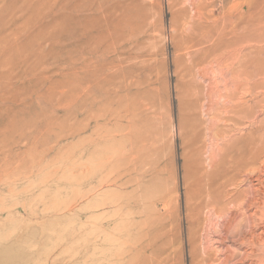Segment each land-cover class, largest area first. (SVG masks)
<instances>
[{
  "label": "rangeland",
  "instance_id": "obj_1",
  "mask_svg": "<svg viewBox=\"0 0 264 264\" xmlns=\"http://www.w3.org/2000/svg\"><path fill=\"white\" fill-rule=\"evenodd\" d=\"M257 70L264 0H0V264H264Z\"/></svg>",
  "mask_w": 264,
  "mask_h": 264
},
{
  "label": "bare ground",
  "instance_id": "obj_2",
  "mask_svg": "<svg viewBox=\"0 0 264 264\" xmlns=\"http://www.w3.org/2000/svg\"><path fill=\"white\" fill-rule=\"evenodd\" d=\"M253 68H251V70H252ZM255 69H256V67H255ZM244 71V70H243ZM258 71V70H257ZM241 72V71H240ZM246 73V72H245ZM250 73V72H249ZM248 73V75H250V77H254L255 79L256 78H259L258 79V81H256L255 80V83H253V84H250V85H248L247 86V88H246V92L248 93V94H250L251 95V97H252V100L251 99H249V100H251V104L250 103H247V102H243V101H245V100H243L242 102H240V103H237V102H239L237 99H235L234 97H232V98H230L226 103V105L225 106H220L221 107V109L225 112V115H226V113H228V114H235L234 116H238L239 118H238V120L236 121L237 122V124H235V122H234V124L235 125H237L238 126V123L239 122H243V121H251L250 122V127H252L253 129H254V131H252L251 130V133H249L248 135H245V137L246 136H248V157H247V161L249 162V168L248 169H246V171L248 172V176H247V180L246 181H248L250 178H249V176H253L256 172L258 173V171H259V168H256V164H258V165H260L261 167H263L264 166V120H260V117L261 116H263L264 115V106H263V103H264V91L260 94V95H257L255 92H256V90H258V91H260V90H264V72H259L258 71V74H254V71H253V73H250L249 74ZM255 73H257L256 71H255ZM252 74V75H251ZM244 75V74H243ZM246 76V75H245ZM244 78V77H243ZM247 78V77H246ZM248 80H250V79H248ZM248 80L246 81V79H245V82H248ZM253 82H254V80H253ZM249 83H251V80H250V82ZM238 86V85H237ZM241 92V91H240ZM244 92V91H243ZM247 93H246V95H247ZM256 94V95H255ZM246 95H245V98H246ZM249 95V96H250ZM248 96V97H249ZM230 97V96H229ZM236 97H237V95H236ZM241 98V97H240ZM245 98H243V99H245ZM237 100V101H236ZM239 100H241V99H239ZM247 101V100H246ZM257 113L259 114V115H257ZM234 118V117H233ZM232 118V119H233ZM221 119H223V118H221ZM229 120V117L228 118H226V120ZM263 119V118H262ZM226 120H224L223 119V121H226ZM230 121V120H229ZM233 121H235L234 119H233ZM228 122V121H227ZM231 122V121H230ZM244 123V122H243ZM257 123H258V126L257 127H255L256 125H257ZM239 124H241V123H239ZM241 127V126H240ZM248 127V126H247ZM251 128V129H252ZM249 130H250V128H249ZM220 136V135H219ZM236 137V136H235ZM245 137H243V138H245ZM247 139V138H246ZM231 140V142H230V144L232 145V144H236L237 142L235 141V138L233 137V138H231L230 139ZM245 140V139H244ZM226 151V150H225ZM228 152V151H227ZM223 153H224V151H223ZM230 153V152H229ZM229 153H227V155L229 154ZM221 155V154H220ZM219 155V156H220ZM229 156V155H228ZM213 157V156H212ZM215 158V157H214ZM214 158H212V160H214V161H216ZM240 158V157H239ZM229 159H231V156H230V158ZM237 159V158H236ZM223 160V159H222ZM227 160V159H226ZM238 160V159H237ZM213 161V162H214ZM212 162V161H211ZM218 162V161H217ZM260 162V163H259ZM225 163H226V161H225ZM224 163V164H225ZM234 163V162H233ZM239 163H241V162H239ZM239 163H237V165H239ZM215 164H217V163H215ZM214 164V165H215ZM232 164V163H231ZM212 164H210V166H211ZM218 166V165H217ZM239 167V166H238ZM245 167V166H244ZM209 168H211V167H209ZM223 168H225L224 166H223ZM239 169V168H238ZM205 169H203L202 171L204 172V174H205V172L206 171H204ZM214 170V169H213ZM218 170V169H217ZM261 170V169H260ZM199 171H201L200 169H199ZM201 171V172H202ZM225 172H228V171H225ZM263 172V171H262ZM214 173V172H213ZM213 173H209V175L207 174V178H208V186H209V189L207 190V188H208V186L206 187V186H203L204 188H199V186H198V188H199V191H197L196 192V194H194L193 196L195 197V199L197 198L198 199V196H202L203 194H205V193H207V197H208V202H206L205 201V203H206V205L205 206H207V208L209 209V208H212V207H214V204H210V202H211V200H213L215 197H216V195H217V193L215 192V191H217V186H216V184H215V180H214V174ZM225 174H227V173H225ZM262 174V173H261ZM199 175H203V174H199ZM216 175V174H215ZM231 175V174H230ZM242 175V174H241ZM227 176V175H226ZM203 177V176H202ZM220 177V176H219ZM199 179V178H198ZM260 181L262 180V178L261 177H259L258 178ZM204 180V179H203ZM199 181H201V180H199ZM224 181H227V180H224ZM224 181H222V182H224ZM205 182V181H204ZM203 182V183H204ZM263 182V181H262ZM249 183V182H248ZM205 184V183H204ZM207 184V183H206ZM224 185H225V183H223ZM259 184V183H258ZM219 185V184H218ZM231 185V184H230ZM249 185V184H248ZM226 186V185H225ZM225 186H224V188H225ZM233 186H236L235 184H232V187ZM206 187V188H205ZM219 187V186H218ZM197 188V187H196ZM223 188V187H222ZM193 189V188H192ZM189 190H191V189H189ZM188 190V191H189ZM227 190V189H226ZM232 191V190H231ZM230 191V192H231ZM190 192V191H189ZM235 192H236V190H235ZM250 192V191H249ZM188 193V192H187ZM227 193H229L228 191H227ZM226 193V194H227ZM234 192H231V193H229L230 195L231 194H233ZM242 193H244V192H242ZM247 193V192H246ZM219 194H220V192H219ZM206 195V194H205ZM214 195V196H213ZM222 195V194H221ZM235 195V194H234ZM192 196V195H191ZM220 196V195H219ZM190 197V195H189V193H188V198ZM229 197L230 196H228V199H229ZM238 196H236V198H237ZM191 198V197H190ZM200 198V197H199ZM220 198H222L221 196H220ZM232 198V197H231ZM243 198V199H242ZM242 198H240V199H237L236 201L234 200V201H232L231 203L233 204V206L234 207H237L236 205L237 204H239V205H241V201H245V203H246V201L247 200H244V197H242ZM247 198V197H246ZM256 198V197H255ZM207 199V198H206ZM205 199V200H206ZM227 199V200H228ZM232 199H234V198H232ZM231 199V200H232ZM249 199V198H248ZM191 200V199H190ZM224 200H225V197H224ZM254 200V199H253ZM255 200H257V199H255ZM254 200V201H255ZM210 201V202H209ZM226 201V200H225ZM229 201V200H228ZM197 202V201H196ZM218 202V201H217ZM227 202V201H226ZM230 202V201H229ZM248 202H249V200H248ZM257 202V201H256ZM259 202V201H258ZM220 203V202H219ZM243 203V202H242ZM253 203H255V202H253ZM250 204V203H249ZM248 204V205H249ZM202 205V204H201ZM238 205V206H239ZM242 205H244V204H242ZM256 205V204H255ZM231 206V205H230ZM246 206V205H245ZM250 206V205H249ZM252 207H253V205H251ZM224 207H227V206H225L224 205ZM234 207H231V208H234ZM248 207V206H247ZM202 208H204L203 206L202 207H200L199 208V206L197 205V206H195V207H193L192 209H189L188 210V212H189V214H190V218L192 219V221H195V218H194V216H197L198 215V213H199V211H201V209ZM241 208V207H240ZM250 208V207H249ZM236 209V208H235ZM232 210L231 209H229L228 208V210L226 211L225 210V212H224V210H223V212L221 211V216H225L226 214L228 215V214H230L229 212H231ZM242 212H243V210H241ZM240 211V212H241ZM245 213H246V211H244ZM244 213V214H245ZM218 216V215H217ZM197 217H199V216H197ZM189 218V219H190ZM190 219V220H191ZM199 219V218H198ZM230 219V218H229ZM260 219V218H259ZM189 220V221H190ZM230 220H232V219H230ZM244 220V219H243ZM233 221V220H232ZM191 223V222H190ZM194 223V222H193ZM230 223V222H229ZM243 223V222H242ZM226 227H229L228 225L226 226ZM238 227V226H237ZM232 228V227H231ZM228 229V228H227ZM229 230V229H228ZM243 230V229H242ZM248 231V230H247ZM226 232V231H225ZM236 232H238V231H236V229H235V231H232V232H230V231H228V232H226V233H230V234H232V235H235L236 234ZM239 233V232H238ZM240 234V233H239ZM240 235H243V234H240ZM246 235V234H245ZM244 235V236H245ZM238 236V235H237ZM236 237V236H235ZM242 237V236H241ZM196 238V237H195ZM190 240H192L193 241V239L192 238H190ZM189 240V241H190ZM192 241H190V242H192ZM195 242V241H194ZM249 243V242H248ZM247 243V244H248ZM195 245V244H194ZM197 245V244H196ZM191 247H192V243H191ZM262 247V246H261ZM194 248V247H193ZM192 248V249H193ZM191 249V248H190ZM195 250V248L192 250V251H194ZM196 251V250H195ZM195 251H194V253H195ZM207 251V250H206ZM204 252V251H203ZM193 253V252H192ZM197 253V252H196ZM194 255V254H193ZM202 255H203V253H202ZM211 257V256H210ZM222 258V257H221ZM213 260H214V258H213ZM217 260H218V258H217ZM220 260H222V259H220ZM215 261V260H214ZM228 261V258L226 257V259L222 262V261H220L219 263H221V264H225L226 262ZM213 262V261H212ZM218 262V261H217ZM204 263V262H203ZM227 264V263H226Z\"/></svg>",
  "mask_w": 264,
  "mask_h": 264
}]
</instances>
